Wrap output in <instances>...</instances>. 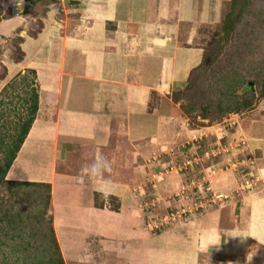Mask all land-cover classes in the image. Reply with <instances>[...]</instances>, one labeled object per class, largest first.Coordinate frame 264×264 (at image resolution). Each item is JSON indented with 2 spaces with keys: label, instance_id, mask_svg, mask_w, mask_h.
<instances>
[{
  "label": "crops",
  "instance_id": "0c3cea01",
  "mask_svg": "<svg viewBox=\"0 0 264 264\" xmlns=\"http://www.w3.org/2000/svg\"><path fill=\"white\" fill-rule=\"evenodd\" d=\"M81 1L74 2L89 15L88 23L80 19L83 22L76 28H62L64 34L56 25L44 23V30L23 41V60L14 51L8 57L3 49L23 26L19 12L11 10L14 15L0 24V94L16 76L26 75V69L37 70V75L28 76L40 86L38 115L19 151L27 156L21 162L28 163L19 166L17 159L12 168L34 165L38 168L28 170V175L52 185L54 219L64 233L69 230L76 251L66 253L67 263L264 264V97L248 112L232 116L231 124L239 130L232 125L223 132L218 129L222 138L224 133L247 140L250 158L259 161L260 178L254 179L256 189L249 199L236 194L219 208L152 235L130 198V184L138 179L129 159L139 156L138 150L133 152L139 140L148 137L151 145H175L189 132L180 130L189 120L172 95L202 59L203 29L207 25L213 30L222 19L206 16V0L199 5L198 0ZM149 119L156 124L149 136L134 135V130L146 129ZM212 132L203 131L206 137L214 136ZM232 156L242 158L239 164L246 160L239 152ZM48 160L46 165L53 162L60 167L54 172L52 166L39 169ZM227 175L212 186L231 196L239 190L241 176L230 171ZM78 204L75 218L72 210ZM72 228L85 230L82 244L76 243L78 234L73 236ZM173 238L193 242L185 257L177 247L169 249ZM131 242L134 246L129 248ZM106 243L117 245L116 254L123 250L125 260L106 261V254L98 252L101 246L106 250ZM128 248L136 252L131 261ZM89 255L91 259L86 258Z\"/></svg>",
  "mask_w": 264,
  "mask_h": 264
},
{
  "label": "rangeland",
  "instance_id": "374dc122",
  "mask_svg": "<svg viewBox=\"0 0 264 264\" xmlns=\"http://www.w3.org/2000/svg\"><path fill=\"white\" fill-rule=\"evenodd\" d=\"M16 1L0 0V24L14 15V13L11 14V10L14 9L19 12L20 22L23 25L17 33L18 35L16 34L13 39L10 38L11 42H7L3 47L8 57H10L9 52L14 51L16 56L18 55L23 60L25 55L23 41L29 37H35L37 33L42 31L44 23L46 25H56L57 30L60 32L62 28L63 30H71L73 26L76 28L78 24L83 22L79 21L80 19L86 21V23L90 20L89 15L82 14V9L78 8V4L75 3L81 0H21L18 5ZM200 1L198 0V5ZM204 5L206 16L212 17L215 14V19H222V21L215 23L213 30H210L207 25L203 29V42L205 44L202 47V59L198 63V67L192 72L187 83L178 90L175 96L172 95L174 104H180L181 106L182 103H187L196 106L191 115L184 113L189 122L185 128L180 130L187 128L189 132L185 133L186 136H179V132L181 133L182 131H178L179 143L174 145L167 142L160 147L151 145L150 142L153 141H147L148 137L141 138L139 140L141 143L133 147V152L135 150L140 152L139 156L134 157L133 155V159H129V166L135 173L133 177L138 179L135 181L136 184H130L132 188L130 198L134 200L135 207H138L140 212L142 211L144 223L152 235H157L161 230L169 229L172 225L176 226L181 221L185 223L193 217H199L200 214L206 213L209 209L219 208L221 203L224 202L213 203L210 200L212 197H209L210 192L206 191V187L210 183L215 184V182L221 181L223 176L225 175L226 177L229 171L236 173L239 177L241 176V179L248 178L251 186L244 188L246 190H238L231 197L237 194V198L242 196L244 199H249L256 189L255 184H253L255 182L254 179L257 181L260 178L257 175L259 161L257 159V161L254 159L252 161V158H250V152L252 153V151L249 149L247 140L242 137H234L232 134L224 135V133V138H222L218 129L222 128L221 131L223 132L224 128L227 129V126H231V123L235 121L232 116L248 112L261 99L259 95L262 92L264 73V0H241L238 9L239 17L237 16L233 30L228 35L223 30V26L228 15L232 12V0H227L226 3L223 0H206ZM12 6L15 7L13 8ZM139 15L140 13L136 16ZM59 25L60 27H58ZM61 32V34H64V31L61 30ZM91 32L95 33V31ZM226 36H228L229 40L225 39ZM32 70L26 69L27 79L25 81L18 79L17 83L12 86L13 88H7L0 95V100H2L0 102V114H4V118L0 121V131L6 132L8 127L10 130L8 140H11V135L16 136L17 134V127L14 124V121L17 120L15 117L24 114L25 108L29 106L30 89L33 86L35 87V82L32 83L30 80L27 82L31 78L30 76H34V70ZM35 74L37 75V70H35ZM249 84L254 88L253 91L251 89L245 91V87ZM36 87H38L39 93L40 86L37 85ZM235 92L240 100L243 96L254 99L251 107L241 113H229L224 116H221L223 115L221 113L214 114V111L221 109L217 106L219 100L225 95L235 94ZM222 104L224 109L231 106L235 107V102L233 101H224ZM205 107L209 108L208 112L205 111ZM38 111L39 106L36 117ZM204 113H207L208 117H202L201 115ZM144 125L146 129L143 126L139 128V131L134 130V135L135 133L140 135L144 133V135L142 134L143 136H149L147 133H150L151 127L156 124L149 119L145 121ZM232 126L239 130L237 125ZM197 130L200 132L197 133ZM209 130L215 132H212L214 136L209 137L207 135L206 137L204 135L203 131L207 133ZM216 131H218L220 136ZM188 134L191 137L190 141L188 140ZM245 143L247 145H244ZM243 145L244 149L242 148ZM235 152L243 154L246 160L239 164L238 167L231 166L226 168L227 165L225 164H229V162L232 163L235 160L243 161L242 158H234L232 156ZM5 156L3 145V147L0 146V162ZM26 157V155L18 152L14 162L20 159V164L18 165L22 166L28 163L26 161L21 162L22 160H27ZM232 158L233 160H231ZM49 161L51 160L46 161L45 164H39V169H46L52 166L51 172H54L56 167L57 169L60 167L59 163L53 162L46 165ZM254 161L256 162L254 163ZM37 168L34 165H28L16 171L11 166L5 181L0 185V264L2 262L15 264L10 256L12 251L16 250L15 248L25 250L21 253V256L24 258L28 255L29 264H40V259H43L42 253L45 251L44 249L50 245L49 239L51 236L47 235L49 221H51L54 228V235L65 264H70L66 261V253L76 254L74 244L69 238V230L64 233L61 230L62 225L54 219V209L51 206L54 207L53 203L55 204L56 202L54 197L56 196L53 197L52 195V185L50 186L51 195L47 199L45 192L47 193L48 188L36 187L35 191L34 186L31 185L14 186L7 183L11 180L35 182L37 179H34L30 173L28 175V170L32 172L33 169ZM118 168H121L119 163ZM82 175L84 174L82 173ZM85 175L89 177L86 173ZM117 176L119 179L123 177L121 175ZM95 177L94 175L92 176V178ZM97 178L100 177L97 176ZM40 180L42 179L40 178ZM239 186L240 181L238 182ZM213 189L217 191L216 188ZM178 193L179 196L177 197ZM106 201L108 203L111 202L107 197ZM79 204L74 206L78 208L72 210L76 211V214L74 213L75 218L80 213ZM182 209L187 210L186 213H182ZM165 221L167 222L164 223ZM132 223L133 218H131L130 225ZM149 223H151V226L148 225ZM140 224L135 225L139 226ZM70 227L73 226L71 225ZM6 232L10 233L7 237ZM70 232L73 236L78 234L76 236L77 240L75 237L74 239L78 245L82 244L85 230L83 228L81 231L74 229ZM116 236L119 237L117 234ZM169 236L170 239L168 241H171L172 236ZM116 240L118 241L117 238ZM108 244L106 243V250L101 246L98 251L100 254H106L104 256L106 261L117 262L118 260H125L123 250L119 252L120 254H116L117 245L115 243ZM130 246H134L133 242L129 243L128 247L131 248ZM176 247L181 250V255L185 257L188 251L192 249L193 242L182 238L175 241L173 238L169 249H176ZM52 249L49 248V251L45 252L46 258L44 260L46 262L51 255ZM135 253L134 250L129 249L128 259L130 261ZM86 258L91 259L90 255ZM6 259L9 260V263L5 262ZM32 260H34V263H32ZM185 261V258L181 259L182 263Z\"/></svg>",
  "mask_w": 264,
  "mask_h": 264
},
{
  "label": "trees",
  "instance_id": "16d2710c",
  "mask_svg": "<svg viewBox=\"0 0 264 264\" xmlns=\"http://www.w3.org/2000/svg\"><path fill=\"white\" fill-rule=\"evenodd\" d=\"M240 1L241 0H232V12L228 15V18H227V20L223 26V28H224L223 30L226 31V35H228V33L231 30H233L234 21L236 20L238 14H240V13H238ZM225 39L229 40L228 36H226ZM33 73L35 74V71H33ZM18 79L25 81L27 79V75L19 74L18 76H16V78L14 80H12L9 83L8 87L11 88L12 86H14L17 83ZM29 80L32 83L35 82V80L32 77L29 78L27 80V82H29ZM5 89H7V87ZM245 89H246L245 91H249L250 89H251V91L254 90V88L251 87L250 84L248 86H246ZM3 91H5V90H3ZM177 92H178V90H175L173 96H175V94ZM259 96L261 98L264 97V73H263L262 92ZM28 100H29V106L25 108V111H24L25 113L19 115L18 117H15V119H17L14 121V124H16L15 126L17 127L16 136L11 135V140H8V137L10 136V134H9L10 130L8 129V127L6 128V132L0 131V146L3 147V145H4V150L6 153L5 158H3L2 161L0 162V185L3 181H5L9 167L12 166L13 161L15 160L18 152L20 151L22 144L24 143L25 139L27 138V136H28V134L32 128V125L34 124V121L36 119V114H37V110H38V106H39V93H38V89L36 86L35 87L33 86L30 89V95L28 97ZM1 101L2 100H0V102ZM224 101L235 102V107L231 106V107L224 109L223 104H222V103H224ZM253 101H254V99L249 98L248 96H243L242 99L240 100L239 96L236 92H235V94L233 93V94L225 95L221 100H219V103L217 104V106L220 107L221 109H218L216 112L214 111V114L215 113H218V114L221 113V114H223L221 116H224V115L229 114V113H241V112L249 109L251 107V105L253 104ZM181 106H182L184 113H186L188 115H191L192 112L196 108V106L194 104L189 105L187 103H184V104L182 103ZM208 107L207 108L205 107L206 112L209 111ZM201 116L206 118V117H208V114L204 113ZM3 118H4V114L2 113V114H0V121H2ZM7 183L14 185V186H22V185L23 186H25V185L29 186V185H31V186H34L35 191H36V187L48 188L47 193L45 192V197L48 199L51 195L50 194L51 184L46 183V182H36V181L35 182H27V181L22 182L19 180L18 181L11 180ZM50 220H51V218H50ZM17 225H19V224H17ZM172 227H174V226H171L169 229H171ZM169 229H165V231L169 230ZM161 231H163V230H161ZM6 234H7L6 235V237H7V236H9L10 233L6 232ZM47 235L51 236V238L49 239L50 245H49V247H46L44 249L45 251H43V253H42L43 259L42 258L40 259V264H43V262H44V264H65V262L61 256V252L59 250V245H58L57 239L55 238V235H54V228L52 227L51 221H49ZM18 237H20V236L18 235ZM19 244H16V245H19ZM49 248H53V249L51 250V255L48 258V261L46 262V260H44V258H46L45 252L49 251ZM15 249L16 250H13L12 254L10 255L11 259L13 258V260H14L12 262L15 264H29V262H28L29 256L26 255L24 258L21 256V253H23V251H25V250H21V249H17V248H15ZM5 262L9 263V260L6 259ZM3 263L4 262H2V264ZM32 263H34V260H32Z\"/></svg>",
  "mask_w": 264,
  "mask_h": 264
},
{
  "label": "built area",
  "instance_id": "2783aa9c",
  "mask_svg": "<svg viewBox=\"0 0 264 264\" xmlns=\"http://www.w3.org/2000/svg\"><path fill=\"white\" fill-rule=\"evenodd\" d=\"M231 160H233V158L231 159ZM226 162H227V159H226ZM225 165H227V167L226 168H228V167H238V165H239V162L237 161V160H235L234 162H229V164L227 163V164H225ZM234 171H236V170H234ZM200 186V185H199ZM249 188V187H251L250 185H249V179L247 178V179H241L240 180V186L238 187L239 188V190L240 189H244V188ZM184 189V188H183ZM244 190H246V189H244ZM184 191V190H183ZM206 191H209L210 192V194H209V197H212L210 200L211 201H213V203L214 202H217V201H221V200H223V199H225V198H227V195L226 194H216L215 193V191H214V189L212 188V184L210 183V184H208V186L206 187ZM176 196H179V193L176 195ZM186 211L187 210H185V209H182V213H186ZM167 221H165L164 223H166ZM154 224H155V222H154ZM149 226H151V223H149L148 224Z\"/></svg>",
  "mask_w": 264,
  "mask_h": 264
},
{
  "label": "clouds",
  "instance_id": "9594fccd",
  "mask_svg": "<svg viewBox=\"0 0 264 264\" xmlns=\"http://www.w3.org/2000/svg\"><path fill=\"white\" fill-rule=\"evenodd\" d=\"M215 192L218 193V194H224V193H222V192H218V191H215ZM177 197H178V196H177ZM230 197H231V196H228V195H227V198L221 200V202H225V201H227V199H230ZM217 202H218V201H217ZM217 202H215V203H217ZM221 204H224V203H221Z\"/></svg>",
  "mask_w": 264,
  "mask_h": 264
}]
</instances>
